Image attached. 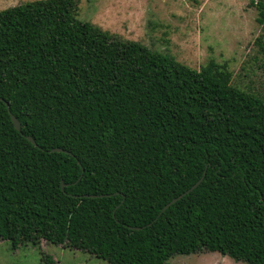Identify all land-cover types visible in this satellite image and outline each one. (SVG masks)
Instances as JSON below:
<instances>
[{
    "label": "trees",
    "instance_id": "1",
    "mask_svg": "<svg viewBox=\"0 0 264 264\" xmlns=\"http://www.w3.org/2000/svg\"><path fill=\"white\" fill-rule=\"evenodd\" d=\"M232 77L84 20L77 0L1 9L0 241L264 264V97Z\"/></svg>",
    "mask_w": 264,
    "mask_h": 264
},
{
    "label": "rangeland",
    "instance_id": "2",
    "mask_svg": "<svg viewBox=\"0 0 264 264\" xmlns=\"http://www.w3.org/2000/svg\"><path fill=\"white\" fill-rule=\"evenodd\" d=\"M31 0H0V10ZM79 16L200 69L226 63L232 83L264 97V21L253 0H77ZM257 2V0H254ZM47 258V259H45ZM0 264H108L78 249L0 241ZM170 264H248L213 251L176 254Z\"/></svg>",
    "mask_w": 264,
    "mask_h": 264
},
{
    "label": "water",
    "instance_id": "3",
    "mask_svg": "<svg viewBox=\"0 0 264 264\" xmlns=\"http://www.w3.org/2000/svg\"><path fill=\"white\" fill-rule=\"evenodd\" d=\"M2 98H0L1 100ZM11 117H12V120L15 124V127L18 129V130H21V122L19 121V119L14 115V114H11ZM28 138L33 142V143H36L35 139L32 137V136H28ZM52 151H66L65 149H62L60 147H55V148H52ZM205 171L203 173V176L195 183L193 184L188 190H186L185 192H183L181 195H179L178 197L172 199L170 202H168L167 204H165V206L163 207L162 211H164L166 208L169 207V205H171L173 202H175L177 199H179L180 197H182L184 194H186L187 192L191 191L192 189H194L200 182L201 180L204 178V175H205ZM65 186V183L62 182V187L64 188Z\"/></svg>",
    "mask_w": 264,
    "mask_h": 264
}]
</instances>
